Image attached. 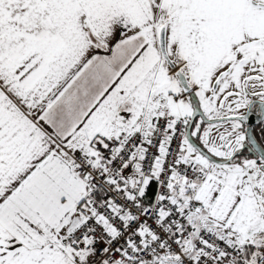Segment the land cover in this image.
I'll return each instance as SVG.
<instances>
[{"label": "snow or ice", "instance_id": "1", "mask_svg": "<svg viewBox=\"0 0 264 264\" xmlns=\"http://www.w3.org/2000/svg\"><path fill=\"white\" fill-rule=\"evenodd\" d=\"M0 264H264V0H0Z\"/></svg>", "mask_w": 264, "mask_h": 264}]
</instances>
